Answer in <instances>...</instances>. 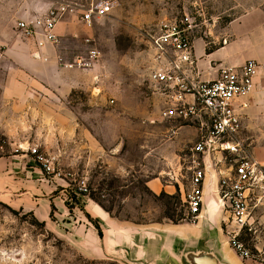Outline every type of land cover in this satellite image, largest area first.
Listing matches in <instances>:
<instances>
[{
	"label": "rangeland",
	"instance_id": "rangeland-1",
	"mask_svg": "<svg viewBox=\"0 0 264 264\" xmlns=\"http://www.w3.org/2000/svg\"><path fill=\"white\" fill-rule=\"evenodd\" d=\"M30 1L35 0H0V6L7 2L12 11L18 12ZM41 1L52 8L59 2L83 5L96 0ZM113 1L111 14L92 26L66 17L60 44L54 45L62 52L61 69L73 64V69L94 70L77 78L85 85L58 98L44 85L35 83L36 78L29 73L26 110L14 113L26 115L29 125L38 120L43 131H3L9 74L4 70L7 38L0 41V157L25 155L35 161L28 149L40 146L53 161L57 176L45 174L56 179L61 190H66L64 196L70 207H82L85 201H92L114 219L139 226L173 222L171 219L194 224L187 217L184 191L189 188L191 175L186 159L199 140V126L163 117L164 98L151 77L154 65L151 41L163 22L187 16L195 27L196 54L203 44L207 49L217 48L229 24L261 6L264 0ZM12 25L13 33L16 29ZM5 27L7 34V23ZM90 52L98 56L94 65L78 66L76 60L88 59ZM254 123L261 124L262 131H248L243 121L240 134L250 154L251 134L264 141V120ZM177 140L183 146L178 152L181 158L176 166H166L163 153L155 149ZM165 167L169 171L163 177L173 181L177 191L172 195L154 194L147 181L158 177ZM253 221L254 229L242 232L239 241L255 256V261L243 259L226 244L227 250L233 249L240 258L238 264H264V206L254 212ZM227 231L231 230L224 233L229 240ZM0 264L122 263L89 259L33 213L0 202Z\"/></svg>",
	"mask_w": 264,
	"mask_h": 264
},
{
	"label": "crops",
	"instance_id": "crops-1",
	"mask_svg": "<svg viewBox=\"0 0 264 264\" xmlns=\"http://www.w3.org/2000/svg\"><path fill=\"white\" fill-rule=\"evenodd\" d=\"M11 8L7 2L0 6V41L7 38L4 70L9 74L4 95L7 107L3 131H43L38 120L34 121L35 125H29L26 115L14 113L26 110L29 73L36 78L33 80L35 83L44 85L46 90L59 98L85 85L77 78L94 70L61 69L59 61L62 52L59 48L54 45L38 48L34 39L24 38L17 31L18 21L32 22L46 14L51 8L48 3L41 0L26 2L22 6L23 11L18 12ZM12 24L15 25L13 33L16 37L11 30ZM63 25L62 22L57 27L59 37ZM226 31L219 47L207 49L202 42V48L197 54L195 52L199 71L205 80L216 79L222 67L241 66L249 60L264 65V3L231 22ZM223 39L227 40L226 44ZM13 73L16 75L13 76ZM237 105L242 113L244 128L262 131L261 124L254 121L264 120V74L255 79L253 91L239 99ZM250 138L252 156L264 165V141L257 134H251ZM182 147L177 140L166 142L155 150L163 153L166 166H176ZM204 161L205 202L199 220L194 224L163 222L139 226L114 219L92 201H85L82 207H70L64 196L66 190H61L60 183L46 176L33 158L25 155L0 157V202L33 213L47 228L68 239L89 259L116 260L122 264H184L183 252L203 249L215 251L229 264H238L240 258L236 252L233 249L230 253L227 251L226 244H230L224 233L231 227L227 226L225 230L223 221L227 220V216L219 210L214 194L219 173L228 174L229 165L222 161L220 154L206 156ZM168 171L169 168L165 167L158 177L147 181L151 192L172 195L177 191L175 183L163 177V173ZM213 203H216L215 211L211 207Z\"/></svg>",
	"mask_w": 264,
	"mask_h": 264
},
{
	"label": "built area",
	"instance_id": "built-area-1",
	"mask_svg": "<svg viewBox=\"0 0 264 264\" xmlns=\"http://www.w3.org/2000/svg\"><path fill=\"white\" fill-rule=\"evenodd\" d=\"M113 6V0H96L83 5L62 2L32 22L18 21L16 29L24 38L34 39L38 48H44L58 44L57 27L66 17L92 26L111 14ZM194 28L187 16L168 20L160 25L151 41L154 51L151 77L164 98L163 117L199 126V140L186 159L191 175L189 188L184 191V206L188 219L197 222L205 202L204 159L220 154L230 170L228 174L219 173L214 194L219 210L227 216L224 226L231 227V231H227L229 244L243 259L255 261V256L239 241V236L254 229L253 214L264 206V165L247 151L245 141L240 138L242 113L237 102L253 91L255 79L264 74V65L249 60L241 66L220 68L216 79H203L195 57ZM222 42L226 44L227 40ZM97 57L95 52H90L88 59L78 58L76 64L90 68ZM67 66L72 68L74 65ZM28 152L44 173L57 176L53 161L40 146H30Z\"/></svg>",
	"mask_w": 264,
	"mask_h": 264
},
{
	"label": "water",
	"instance_id": "water-1",
	"mask_svg": "<svg viewBox=\"0 0 264 264\" xmlns=\"http://www.w3.org/2000/svg\"><path fill=\"white\" fill-rule=\"evenodd\" d=\"M182 259L184 264H229L213 250H188L183 252Z\"/></svg>",
	"mask_w": 264,
	"mask_h": 264
},
{
	"label": "bare ground",
	"instance_id": "bare-ground-1",
	"mask_svg": "<svg viewBox=\"0 0 264 264\" xmlns=\"http://www.w3.org/2000/svg\"><path fill=\"white\" fill-rule=\"evenodd\" d=\"M211 207L214 208V211H215L216 203H213ZM227 251H228V250H227ZM228 252H229V251H228ZM229 253H230V252H229Z\"/></svg>",
	"mask_w": 264,
	"mask_h": 264
},
{
	"label": "trees",
	"instance_id": "trees-1",
	"mask_svg": "<svg viewBox=\"0 0 264 264\" xmlns=\"http://www.w3.org/2000/svg\"><path fill=\"white\" fill-rule=\"evenodd\" d=\"M169 219H170V217H169ZM180 219H183V218H180ZM172 221H173V223H177V222H175L173 219H171ZM100 235H102L101 233H100Z\"/></svg>",
	"mask_w": 264,
	"mask_h": 264
}]
</instances>
